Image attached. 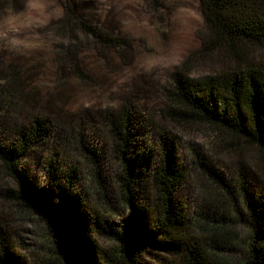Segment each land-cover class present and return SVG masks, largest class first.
I'll list each match as a JSON object with an SVG mask.
<instances>
[{"label":"rangeland","instance_id":"rangeland-1","mask_svg":"<svg viewBox=\"0 0 264 264\" xmlns=\"http://www.w3.org/2000/svg\"><path fill=\"white\" fill-rule=\"evenodd\" d=\"M252 2L264 12V0ZM72 3L80 16L94 20L121 48H98L91 38H81L73 51H58L68 42L59 34L63 29L57 30L66 12L65 0H25L16 11L0 10V144L14 139L11 128L29 130L36 117L48 118L51 140L44 151L31 152L21 169L45 186L48 164L57 155L60 166L78 169V189L88 206L109 210L119 204L117 177L122 173L115 125L124 108H129L136 133L131 157L141 141L157 147L164 132L175 135L189 173L177 198L187 209L195 236L210 245L211 239L227 242L246 235L244 205L219 190L222 185L212 180L211 170L236 198V174L244 171L259 196L263 182L255 181L252 173L260 171L264 156L232 136L218 137L207 125L178 124L170 113L171 107L179 106L169 95L181 82H203L235 66L256 63L261 49L244 47L243 57L237 60L226 49L210 44L199 0ZM16 191L0 164V232L30 259L50 243L45 241V223L5 197ZM233 204L238 211H227ZM105 213V226L120 224L122 212ZM204 213L218 220L225 215L227 220L218 224L223 232L206 231ZM100 245L108 248L110 241L102 238ZM213 259L217 264H239L241 256L220 253Z\"/></svg>","mask_w":264,"mask_h":264},{"label":"trees","instance_id":"trees-1","mask_svg":"<svg viewBox=\"0 0 264 264\" xmlns=\"http://www.w3.org/2000/svg\"><path fill=\"white\" fill-rule=\"evenodd\" d=\"M24 1L0 0V10L11 7L16 11ZM199 1L210 44L226 49L237 60L243 57L244 47L261 51L251 65L235 66L203 82L179 83L169 95L179 106L171 107V117L178 124L207 125L218 137L232 136L264 156V12L252 0ZM65 4L66 12L57 30L63 29L59 34L68 42L58 51H73L71 47L81 38H91L98 48H121V44L95 26L94 20L80 16L72 0H65ZM131 114L129 108H124L115 125L117 141L123 149L119 151L122 173L117 177L119 204L109 206V210L88 206L84 193L78 189V169L60 166L57 155L48 164L50 177L45 186L21 169V163L31 152L44 151L51 140L48 118L36 117L29 130L10 129L14 139L0 144V164L17 191L5 197L45 223V241L50 244L28 259L0 232V264H217L213 256L220 253L241 256L239 264H264V165L259 172L252 173L255 181L263 182L259 196L255 182L250 187L244 171L236 174V198L233 189L211 170L212 180L216 178L222 185L219 190L244 205L247 233L227 238V242L211 239L209 245L195 236L187 209L177 198L189 173L179 155L175 135L164 132L157 147L143 140L131 157V149L136 148ZM232 210L236 212L238 208L233 204L227 211ZM105 212H122L120 224L105 226ZM220 218L204 213L201 219L207 221L203 223L206 231L223 232L218 224L227 217ZM102 238L110 241L108 248L100 245Z\"/></svg>","mask_w":264,"mask_h":264}]
</instances>
